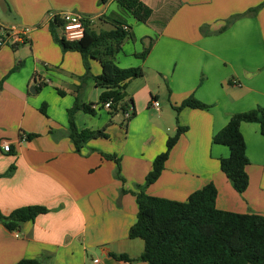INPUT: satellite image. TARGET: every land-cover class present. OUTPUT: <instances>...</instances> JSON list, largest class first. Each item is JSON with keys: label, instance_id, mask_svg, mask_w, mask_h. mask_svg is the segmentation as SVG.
<instances>
[{"label": "crops", "instance_id": "1", "mask_svg": "<svg viewBox=\"0 0 264 264\" xmlns=\"http://www.w3.org/2000/svg\"><path fill=\"white\" fill-rule=\"evenodd\" d=\"M140 1L152 10L146 23L122 11L116 0L103 5L98 0H0L5 10L0 9V25L31 29L25 43L0 50V211L7 216L25 207L48 210L15 232L0 223V264H146L113 255L138 260L143 254L144 241L128 236L137 221L136 186L145 183L179 127L187 131L147 193L186 202L213 184L219 210L264 215L260 125L241 126L250 160V185L242 194L220 168L229 149L213 143L233 115L264 108V0ZM64 11L95 19L90 27L96 33L114 29L113 18L124 19L130 37L114 61L144 72L127 83L116 112L75 114L79 131L107 134L88 141L79 153L69 136L68 111L78 98L85 105L102 104L106 90L94 81L101 74L97 60L86 76L82 56L63 52L54 40L50 25ZM40 82L47 86L38 90ZM49 88L57 96L45 94ZM190 97L208 108L176 112ZM133 112L136 116L127 120L125 114ZM22 134L36 137L20 141ZM132 134L143 135L145 146L138 140L129 144ZM4 141L11 143L10 153L2 150ZM106 156L119 161L121 179L116 161Z\"/></svg>", "mask_w": 264, "mask_h": 264}, {"label": "trees", "instance_id": "2", "mask_svg": "<svg viewBox=\"0 0 264 264\" xmlns=\"http://www.w3.org/2000/svg\"><path fill=\"white\" fill-rule=\"evenodd\" d=\"M103 3L104 0H101ZM120 9L133 16L138 22L146 23L152 10L140 0H116ZM260 8V7H259ZM259 8L252 10L257 12ZM111 31L96 33L86 24L85 37L77 42H68L58 37L59 19L55 17L50 25L51 34L63 52H77L82 56L86 76H91L90 63L97 60L101 66V74L94 77L96 87L105 89L101 103L112 101L111 109L116 112L120 103L125 100V88L132 79L144 76L141 68L123 69L115 61V55L121 51L122 45L130 37L129 26L122 18H113ZM128 27V31L124 27ZM14 47V46H13ZM148 50L141 57L145 59ZM40 82L38 90L46 87ZM60 92V91H59ZM126 106H130L126 103ZM93 105H85L76 100L69 114V136L75 151L79 153L88 141L107 138L104 129L99 131H79L75 122V114L83 111L96 114ZM122 107V106H121ZM204 110L208 106L194 97L185 100L179 107ZM136 116L133 112L127 120ZM243 123H257L264 136V108L237 113L228 124L213 138V143L225 146L230 154L220 159L221 171L226 175L233 188L240 194L249 185L247 168L250 160L246 153V142L241 132ZM187 128L179 127L176 134L166 143V149L159 154L152 165L143 185H137L136 193L138 214L136 223L129 230L130 239L144 241V252L138 260L127 255H113L118 261H142L146 264H264V215L256 213L239 214L219 210L216 206L218 191L213 184L206 185L194 192L186 202H178L159 198L147 193V189L156 183L162 175L171 151L177 145ZM35 135L27 136L31 140ZM115 160L118 165L117 177L120 176V164L115 156H106ZM125 191L122 190V193ZM44 207L33 206L20 208L10 215L0 211V223L9 231H18L21 226L38 216L46 214ZM18 264H42L38 260H22Z\"/></svg>", "mask_w": 264, "mask_h": 264}, {"label": "built area", "instance_id": "3", "mask_svg": "<svg viewBox=\"0 0 264 264\" xmlns=\"http://www.w3.org/2000/svg\"><path fill=\"white\" fill-rule=\"evenodd\" d=\"M55 17L59 19V29L60 37L65 39L68 42H77L82 40L85 37L86 24L91 26L95 19L84 17L83 15L71 12L64 11L57 14ZM128 31V27H124ZM31 29L27 27L19 26H3L0 25V50L6 46H16L18 44L25 43L29 39ZM112 101L102 103L99 105H94L92 108L96 111L101 109L111 110ZM154 108L159 107V103L153 102ZM126 118H129L130 115L125 114ZM27 139L25 134L20 136V141H25ZM1 148L3 152H11V143L4 141L1 143ZM96 263L98 261H95Z\"/></svg>", "mask_w": 264, "mask_h": 264}, {"label": "rangeland", "instance_id": "4", "mask_svg": "<svg viewBox=\"0 0 264 264\" xmlns=\"http://www.w3.org/2000/svg\"><path fill=\"white\" fill-rule=\"evenodd\" d=\"M99 1V3L100 4H102L103 5V3L101 2V0H98ZM56 31H57V35H58V37H60V29L59 28H57L56 29ZM51 32V31H50ZM91 67H92V65H91ZM46 93L45 94H47L48 96H49V93H51V92H53L54 93V95L55 96H57V94L53 91V90H51L50 88L49 89H47V91H45ZM153 120V119H152ZM139 121H141V119H139ZM145 123H146V121L147 120H143ZM153 121H156L157 123H159V120H156V118L153 120ZM163 129H164V131L166 130V126H163ZM175 135V134H174ZM130 139L131 140H129V144H131V141H137L138 140V142L140 143H142L144 146H145V142H146V140H143V135H141V136H139V135H135V134H132L131 135V137H130ZM148 139V138H147Z\"/></svg>", "mask_w": 264, "mask_h": 264}, {"label": "water", "instance_id": "5", "mask_svg": "<svg viewBox=\"0 0 264 264\" xmlns=\"http://www.w3.org/2000/svg\"><path fill=\"white\" fill-rule=\"evenodd\" d=\"M0 9L4 12L5 10H4V7H3V5H2V3L0 2ZM34 89V88H33ZM31 91H32V89H31Z\"/></svg>", "mask_w": 264, "mask_h": 264}]
</instances>
